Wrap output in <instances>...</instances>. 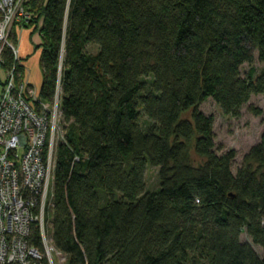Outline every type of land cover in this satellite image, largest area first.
I'll use <instances>...</instances> for the list:
<instances>
[{
	"label": "trees",
	"instance_id": "16d2710c",
	"mask_svg": "<svg viewBox=\"0 0 264 264\" xmlns=\"http://www.w3.org/2000/svg\"><path fill=\"white\" fill-rule=\"evenodd\" d=\"M26 9L34 32L41 21L42 101L63 53L68 145L48 218L66 264H264V133L233 174L235 152L215 153L214 119L198 110L211 99L236 118L264 94V0H29Z\"/></svg>",
	"mask_w": 264,
	"mask_h": 264
},
{
	"label": "built area",
	"instance_id": "2783aa9c",
	"mask_svg": "<svg viewBox=\"0 0 264 264\" xmlns=\"http://www.w3.org/2000/svg\"><path fill=\"white\" fill-rule=\"evenodd\" d=\"M28 0H0V264H66L51 236L59 149L67 146L61 68L50 102L31 95L11 41L13 27L29 26ZM13 62L5 67V53ZM38 237L39 246L32 240Z\"/></svg>",
	"mask_w": 264,
	"mask_h": 264
},
{
	"label": "rangeland",
	"instance_id": "374dc122",
	"mask_svg": "<svg viewBox=\"0 0 264 264\" xmlns=\"http://www.w3.org/2000/svg\"><path fill=\"white\" fill-rule=\"evenodd\" d=\"M28 2L29 0L27 3ZM40 22L41 21L37 22V31ZM32 25L34 26L35 24L31 22L29 26ZM15 31L18 34L17 40L20 53L27 54L31 45L37 41H30L27 31L23 28H17ZM34 37H37V34H34ZM15 48L18 53L17 46ZM96 52H98L97 45L92 44L87 47V53L95 54ZM27 66L33 84L38 86L40 82V70L38 65V56L36 54L31 55L28 58ZM252 67L256 69L257 73L262 69V65L258 61L256 54ZM249 69L250 67L248 65H243L241 68V76L245 77ZM250 108L260 110L262 114L257 116L254 114L253 110H250ZM198 110L205 116H211L214 119L213 132L215 136V153L221 156L230 151L235 152V159L231 168L232 173L235 174L236 169L242 164L243 157L252 147L259 143L260 138L264 133V94L252 96L250 101L240 109L239 116L236 118L225 116L221 112L220 108L211 99L202 103ZM145 121V118L141 119L142 124ZM192 157L195 159L193 153ZM145 183L148 191L157 189V169L151 167L147 168L145 173ZM241 242L249 244L253 250L261 256V249L253 245L246 234L241 236Z\"/></svg>",
	"mask_w": 264,
	"mask_h": 264
},
{
	"label": "crops",
	"instance_id": "0c3cea01",
	"mask_svg": "<svg viewBox=\"0 0 264 264\" xmlns=\"http://www.w3.org/2000/svg\"><path fill=\"white\" fill-rule=\"evenodd\" d=\"M41 26V22H40V25ZM38 26V27H39ZM17 28H23L27 31L28 33V38L30 39V41H37L36 43H33L28 51L27 54H21L20 53V50H19V45H18V40H17V33H16V29ZM14 34H15V38H16V46H17V49H18V58H19V62H20V67L22 69V78H23V81L25 83V85L27 86V90L28 92L33 95V96H36L38 98H40V90H41V85H42V73H41V69H40V63H39V56H40V50H36V46H38L40 44V37H39V33L38 31L36 30L34 32V26H28V27H21L19 25H15L13 27V31ZM34 34H37V37H34ZM38 51V52H37ZM37 55L38 56V65H39V70H40V82H39V85L36 86L35 84H33V81L31 80L30 78V72L28 70V66H27V62H28V58L31 56V55Z\"/></svg>",
	"mask_w": 264,
	"mask_h": 264
}]
</instances>
